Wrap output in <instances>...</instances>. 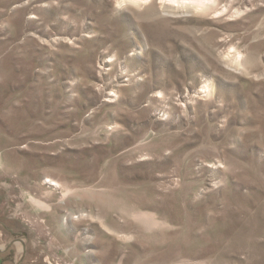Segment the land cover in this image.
Wrapping results in <instances>:
<instances>
[{"label": "rangeland", "instance_id": "rangeland-1", "mask_svg": "<svg viewBox=\"0 0 264 264\" xmlns=\"http://www.w3.org/2000/svg\"><path fill=\"white\" fill-rule=\"evenodd\" d=\"M0 264H264V0H0Z\"/></svg>", "mask_w": 264, "mask_h": 264}]
</instances>
